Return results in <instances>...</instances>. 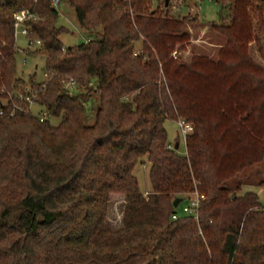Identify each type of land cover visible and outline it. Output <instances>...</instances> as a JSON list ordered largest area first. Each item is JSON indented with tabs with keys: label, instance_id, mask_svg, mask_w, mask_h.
Returning a JSON list of instances; mask_svg holds the SVG:
<instances>
[{
	"label": "trees",
	"instance_id": "1",
	"mask_svg": "<svg viewBox=\"0 0 264 264\" xmlns=\"http://www.w3.org/2000/svg\"><path fill=\"white\" fill-rule=\"evenodd\" d=\"M51 1L0 0V100L26 84L47 115L0 118V264H264V207L242 192L264 164V68L249 56L253 44L264 65V0H213L227 10L211 27L225 42L215 61L187 63L172 54L189 44V19L165 0L162 11L151 0H59L83 33L99 32L68 49ZM23 10L37 17L29 37L41 45L25 56L45 55L44 81L17 78L12 23ZM70 82L98 97L90 127ZM179 120L192 127L184 156L164 128ZM145 164L143 194L134 170ZM193 194L197 220L172 207Z\"/></svg>",
	"mask_w": 264,
	"mask_h": 264
},
{
	"label": "rangeland",
	"instance_id": "2",
	"mask_svg": "<svg viewBox=\"0 0 264 264\" xmlns=\"http://www.w3.org/2000/svg\"><path fill=\"white\" fill-rule=\"evenodd\" d=\"M153 9L162 11V0H151ZM59 15L58 25L64 27L68 30V34L63 35L60 38L62 46L64 49L72 48L74 46L80 45L85 42V40H97L99 39V32L92 35H86L83 33L77 24V19L75 12L69 7L67 3L61 2L59 6L55 9ZM173 17H178L179 19L188 18L186 22V32L189 34L190 40L185 52L179 53L177 51L176 58L187 63L190 61L192 56L206 57L211 61H215L217 57L218 50L223 45L224 39L218 36L212 29L213 24H219L223 18L227 15V10L221 8V6L210 4L207 0H192L191 3H185L178 12H173ZM17 47V57H16V73L17 78L22 81H28L30 76H35L37 82L44 81L43 68L45 63V55L41 54L37 57H26L21 51L25 49L24 40L19 38L16 42ZM138 47V46H137ZM32 52V51H31ZM249 56L256 64L264 68L263 63L256 51L253 44L249 46ZM173 58V57H172ZM175 58V59H176ZM174 59V58H173ZM174 59V60H175ZM25 61V63H24ZM24 64V65H23ZM95 89V82L92 81ZM74 97L82 99L86 109V119L85 126L90 127L93 125L95 120V114L99 107V100L97 95L93 92L90 97L85 98L84 89L72 88L69 91ZM33 112L37 114L40 111L38 106H34ZM56 125V121H52ZM164 128L167 133V143L174 147L178 143V148L175 151L179 156L185 155V145L182 137L179 133V128L177 122L166 121L164 123ZM148 164L144 166H137L134 170V176L138 181V186L141 193L145 194L150 191V186L148 182ZM247 180H245V185L243 191H251L258 194L260 200L264 199V187L257 188L256 185L260 180L264 179V164L249 169L246 173ZM242 180L236 181V183H241ZM184 200L180 206L177 208V213L182 214L181 208L186 203ZM115 201L114 203H116ZM119 203L114 204L111 212L108 215V220L110 224L115 225L119 222Z\"/></svg>",
	"mask_w": 264,
	"mask_h": 264
},
{
	"label": "built area",
	"instance_id": "3",
	"mask_svg": "<svg viewBox=\"0 0 264 264\" xmlns=\"http://www.w3.org/2000/svg\"><path fill=\"white\" fill-rule=\"evenodd\" d=\"M192 0H168V4L170 6V9L175 13L178 12L179 9L185 4V3H191ZM210 4H215L213 0H207ZM60 4L59 0H52L51 1V7L53 9H56ZM37 20V17L28 11H19L13 15V38L16 42L19 38L24 40L25 43V49L21 51V53L25 56V53L27 51H34L37 48L40 47L39 41L32 40L29 36L31 34V28L30 23L35 22ZM88 40H85L84 43H87ZM17 48V47H16ZM18 50V49H17ZM177 53L173 52L172 57L175 59ZM25 63V61H24ZM24 65V64H23ZM44 79H46V75L44 74ZM26 83V82H25ZM74 87V82H70L65 88L68 90L70 88ZM37 92H34L30 86L24 85L23 90L17 89L14 93L10 94L8 93L7 99L0 100V118L3 117H12L15 112H22L24 114H29L32 116H37L39 119V122L42 123L46 120L47 115L46 112L40 109L37 114L33 112V108L36 105V98ZM10 106V110L8 113L6 112V107ZM177 126L179 128L180 136L182 137V140L185 144V140L192 133V127L188 124H186L184 121L179 120L177 121ZM178 148V145H177ZM168 149H173L172 146H168ZM202 198L199 197L197 194H193L188 197V200L186 203L182 206L181 212L183 215L192 217L193 219L197 220V211L199 209V202ZM261 206L264 207V199L261 201Z\"/></svg>",
	"mask_w": 264,
	"mask_h": 264
},
{
	"label": "water",
	"instance_id": "4",
	"mask_svg": "<svg viewBox=\"0 0 264 264\" xmlns=\"http://www.w3.org/2000/svg\"><path fill=\"white\" fill-rule=\"evenodd\" d=\"M167 5H168V0H165V7H167ZM175 149H177V146L175 147ZM183 201H184V199H179V198L175 199V200L173 201V203H172V207H173L174 209H177V208L179 207V205H180Z\"/></svg>",
	"mask_w": 264,
	"mask_h": 264
},
{
	"label": "crops",
	"instance_id": "5",
	"mask_svg": "<svg viewBox=\"0 0 264 264\" xmlns=\"http://www.w3.org/2000/svg\"><path fill=\"white\" fill-rule=\"evenodd\" d=\"M225 41H223V44H224Z\"/></svg>",
	"mask_w": 264,
	"mask_h": 264
}]
</instances>
